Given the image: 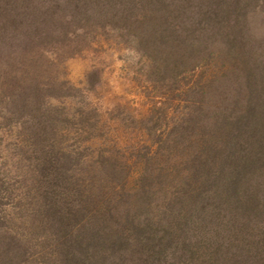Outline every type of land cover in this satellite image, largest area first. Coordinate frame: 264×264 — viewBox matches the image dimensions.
Listing matches in <instances>:
<instances>
[{
	"label": "rangeland",
	"instance_id": "374dc122",
	"mask_svg": "<svg viewBox=\"0 0 264 264\" xmlns=\"http://www.w3.org/2000/svg\"><path fill=\"white\" fill-rule=\"evenodd\" d=\"M214 1L0 0V264H264V163L214 191L264 0Z\"/></svg>",
	"mask_w": 264,
	"mask_h": 264
},
{
	"label": "trees",
	"instance_id": "16d2710c",
	"mask_svg": "<svg viewBox=\"0 0 264 264\" xmlns=\"http://www.w3.org/2000/svg\"><path fill=\"white\" fill-rule=\"evenodd\" d=\"M222 1L223 0H215L214 3L219 5ZM245 77L247 93L251 98L248 99L244 113L237 117V120L239 121L238 125L240 130L243 128L244 133L246 132L247 135H250L252 133L250 131L256 128L257 131L252 137H256V140L259 141L256 143H261L260 145L254 144L256 147H259L260 150L258 149L254 152L253 158L249 157L246 161L241 162V158L239 157V160L237 161L238 165L234 159L232 163L233 168L224 171L221 175L222 180L217 178L218 180L215 182L217 184L214 187L215 193L217 191V196L220 197L215 207H218V209L222 208L223 210L235 209L234 212H236V210L241 211L245 209L251 212L253 209L258 208L256 206V196L247 192L243 186L244 183L248 181L246 176L262 168L264 163V69L262 68L257 73L254 71L247 72ZM232 128L233 124L231 125V129ZM234 132H236L234 134L237 139L241 138L243 135L241 132L235 130ZM194 194L196 195L194 196L193 201L196 198L197 200L201 199V205H203L202 201H207V199H209L207 198V194H209L207 191L198 190Z\"/></svg>",
	"mask_w": 264,
	"mask_h": 264
}]
</instances>
